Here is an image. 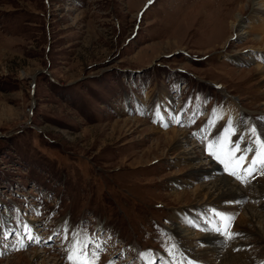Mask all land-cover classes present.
Instances as JSON below:
<instances>
[{"label": "rangeland", "instance_id": "rangeland-1", "mask_svg": "<svg viewBox=\"0 0 264 264\" xmlns=\"http://www.w3.org/2000/svg\"><path fill=\"white\" fill-rule=\"evenodd\" d=\"M246 1L0 0V264H72L77 241L95 264H210L172 229L210 224L227 238L212 264H264V169L238 179L207 148L231 125L247 168L264 136V18L221 31ZM193 144L254 221L204 200Z\"/></svg>", "mask_w": 264, "mask_h": 264}, {"label": "bare ground", "instance_id": "bare-ground-1", "mask_svg": "<svg viewBox=\"0 0 264 264\" xmlns=\"http://www.w3.org/2000/svg\"><path fill=\"white\" fill-rule=\"evenodd\" d=\"M239 5H240V13H239L240 17L237 16L234 19V21L232 22V28L230 29V27H228V25L226 23L222 24V30L221 31L223 33L227 34L228 38L231 37L230 35L231 34L233 35L234 32L236 33L237 28L240 27V25L242 23V19H244L242 16H244V14H245L244 12H246V10L248 12H252L251 13L252 15L249 17V19H250L249 23L255 22L257 19L264 18V0H247L246 4L240 2ZM251 27H252V25H250L249 27L247 26V28H251ZM234 28H235V30H234ZM223 33H222V37H223ZM229 33H231V34L229 35ZM237 106L238 105H236L235 102L229 101V105H228V107L225 108V110L223 111V114H224V116H227L229 114L232 115L233 120L236 119L237 124H239V122H241V120H242V116H241L242 114L240 113V109ZM208 125L209 124H205L204 126H208ZM234 129H237V126ZM208 130H209V128H208ZM206 131H207V129H206ZM246 132L247 131L245 129V132L243 131V134ZM212 134H216V133L214 131H212ZM212 134H210L206 139H208ZM166 136L168 139H170L172 141L175 140L174 143L176 142L177 143L176 146L179 148V147L183 146V144H182L183 142L181 141V138L188 139L189 135H188L187 131H179L177 129H172L170 132L169 131L167 132ZM261 139H262V141H264V136ZM244 140H246V139H243V141ZM188 142H189V139L186 141V143H188ZM243 147L246 149L249 148V146L245 145V144L243 145ZM188 152L189 153H187V151L186 152L183 151L184 155L187 158H189L190 160H193V161L201 162L197 166L194 165L193 170H192V174H191V176H192L191 178L193 179L195 177V178L201 179V177H204L205 179L209 180V182L206 184V188H204V189H206L205 191H207V193L204 195V197H205L204 200L209 199L210 202H215V204H218L221 207V209H225V210L232 209L235 211H237V210L241 211L242 210V211L246 212V213L243 212V214H242V219H244V221H248V219L251 221H254L257 218V216H259V215H255L254 209L249 208L248 206H244L243 204H241L244 201L246 194H245V191L243 190V188L241 187L242 183H237L238 179H240V178L235 179V180H237L235 182L234 179H230V178H227L226 176L220 175L221 167L214 162L207 161L202 156V153H201L199 146L193 144V146H191V148ZM242 172H243V170H240V173L238 174L239 177H242V176H240V174ZM198 190H199V188H198ZM251 191L254 193H258V194L263 193L264 192V182L258 181L257 183H255L253 185V188L251 189ZM201 192H202V190H201ZM228 202L233 204V207L228 206L227 205ZM181 215H183L182 213L180 214V217H183ZM180 217H179V215H177V217L175 216L176 219H173V221L174 220L178 221ZM256 221H258V220H256ZM195 223H197V222H195ZM197 224H198L199 228L201 229L202 223H197ZM210 225L212 227H210V228L207 227V229L204 228L206 230V232L204 233V235H201V236H200V234L198 235V232L194 231V229L192 231L188 232V231L182 230V227H179L177 225L175 228L173 227L172 229H174L175 233L179 236V240L182 241L184 243V245L189 249L188 250L189 252H191L194 249L195 244H197L196 241L202 242L204 245L203 248H205V250L202 249L203 251L202 250L199 251V253L202 252L200 256L202 257L204 255L207 258L210 257L208 262H210V264H212L211 262L216 260L217 255L219 253H221V251L227 247V244H224V241L227 240V238H226V236L224 237V236H220V235L215 234L217 231L216 230L214 231V229H215L214 225H212V224H210ZM220 230H222V228ZM182 247H183V245H182ZM149 256H151V255H149ZM151 257H152L151 264H153V257L154 256H151Z\"/></svg>", "mask_w": 264, "mask_h": 264}, {"label": "snow or ice", "instance_id": "snow-or-ice-1", "mask_svg": "<svg viewBox=\"0 0 264 264\" xmlns=\"http://www.w3.org/2000/svg\"><path fill=\"white\" fill-rule=\"evenodd\" d=\"M250 131L256 137L254 142L257 145V150L247 168L243 167V162L247 159L246 155H237V153L242 152L240 144L230 139V136L234 134L231 125L225 130L224 135L220 139L211 141L207 145L210 155L215 156L217 159L223 158L221 162L225 164L226 169L230 168L231 175H237V169L243 170L248 176H252L258 170V167L264 169V141L256 136L255 128ZM243 151L251 152L253 149L247 148ZM237 178L240 177L237 175ZM68 259L72 264H95L94 260L88 258L87 244L81 241H77L73 245L72 254L69 255Z\"/></svg>", "mask_w": 264, "mask_h": 264}]
</instances>
